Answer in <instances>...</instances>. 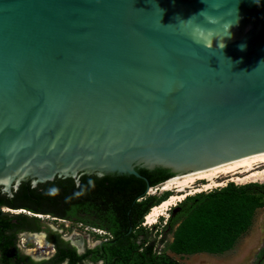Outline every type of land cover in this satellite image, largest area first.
I'll return each mask as SVG.
<instances>
[{
  "label": "water",
  "instance_id": "water-1",
  "mask_svg": "<svg viewBox=\"0 0 264 264\" xmlns=\"http://www.w3.org/2000/svg\"><path fill=\"white\" fill-rule=\"evenodd\" d=\"M261 154L264 0H0L3 192Z\"/></svg>",
  "mask_w": 264,
  "mask_h": 264
},
{
  "label": "trees",
  "instance_id": "trees-1",
  "mask_svg": "<svg viewBox=\"0 0 264 264\" xmlns=\"http://www.w3.org/2000/svg\"><path fill=\"white\" fill-rule=\"evenodd\" d=\"M136 169L143 177H57L37 186L23 181L12 189V195L0 186V264H183L169 253L156 251L143 226L151 209L172 194L168 190L160 197L150 195L148 187L163 184L175 173L164 167ZM263 189L264 183L238 186L231 182L208 193L186 197L185 201H196L177 223L172 249L180 254H219L230 250L251 225L255 211L264 205ZM4 205L33 215L4 212ZM38 215L102 229L110 237L80 252L60 234L49 230L47 240L56 251L52 257L36 261L18 248L17 239L21 231L41 230Z\"/></svg>",
  "mask_w": 264,
  "mask_h": 264
},
{
  "label": "rangeland",
  "instance_id": "rangeland-1",
  "mask_svg": "<svg viewBox=\"0 0 264 264\" xmlns=\"http://www.w3.org/2000/svg\"><path fill=\"white\" fill-rule=\"evenodd\" d=\"M258 167L263 169L264 164L259 163ZM239 175L242 174L240 173ZM235 178V175L232 173L221 175L217 180L223 182L222 185L198 192H192L196 188H201L206 182V180H199L187 188L188 192L184 199L176 201L177 203L175 202V205H171L164 211L165 213L161 215V219H159V216L154 223L148 224L145 218L143 226L148 234L149 241H154L156 251L169 253L183 264H264V205L255 211L251 225L238 237L234 246L226 252L219 254L206 252L180 254L176 253L171 247L177 223L183 218V213L187 212L196 201V199L185 201L186 197H194L197 194L208 193L211 190L222 188L231 182L238 186L251 183H264V180L248 179L237 181ZM165 191L166 190H162V184H160L149 188L147 194L160 197ZM169 191H171L172 194L176 193L173 189ZM5 210V212L13 214L24 213L30 216L33 215L23 209L17 211L5 208ZM38 216H40L39 218L41 220V230L37 233L43 235V239L46 242L44 246H40L41 244L35 236V232L21 233L18 240V245L22 252L29 254L37 260L47 258L54 252L53 245L47 240V233L49 230L60 234L63 239L72 243L80 252H83L86 248H92L110 237L108 232L82 223L57 219L49 215Z\"/></svg>",
  "mask_w": 264,
  "mask_h": 264
},
{
  "label": "bare ground",
  "instance_id": "bare-ground-1",
  "mask_svg": "<svg viewBox=\"0 0 264 264\" xmlns=\"http://www.w3.org/2000/svg\"><path fill=\"white\" fill-rule=\"evenodd\" d=\"M259 163L264 164V154L244 156L206 169H200L183 175H178L167 180L164 184H162V190L168 191L173 189L176 193L171 194L168 199L162 201L159 205L154 206L146 215V222L148 224L154 223L157 220V217L165 213L164 211L171 205H175L176 201L184 199L186 193L188 192L187 188L199 180H206V182L201 186V188H196L192 192L218 187L222 185L223 182L217 180V178L221 175L230 173L235 175V179L237 181H244L248 179L264 180V168L261 169V167H258ZM240 173L242 175H239ZM1 181L8 183L9 179H1ZM35 236L40 242V246L43 247L46 243L43 239V235L36 234Z\"/></svg>",
  "mask_w": 264,
  "mask_h": 264
},
{
  "label": "flooded vegetation",
  "instance_id": "flooded-vegetation-1",
  "mask_svg": "<svg viewBox=\"0 0 264 264\" xmlns=\"http://www.w3.org/2000/svg\"><path fill=\"white\" fill-rule=\"evenodd\" d=\"M11 205H4V206H2L1 207V209L5 212L6 210H5V208H8V209H12V210H17V209H14V208H12V207H10ZM20 210V209H19ZM18 211V210H17ZM25 232H35V234H38L36 231H26V230H24V231H21V232H19L18 233V239H17V246H18V248L20 249V247H19V245H18V240H19V235L21 234V233H25ZM102 242V241H101ZM100 242V243H101ZM51 243V242H50ZM99 243V244H100ZM52 245H53V248H54V252H53V254L51 255V256H49V257H47V258H43V259H48V258H50V257H52L53 255H54V253H55V246H54V244L53 243H51ZM95 247V246H94ZM21 250V249H20ZM22 251V250H21ZM24 253V252H23ZM26 254V253H25ZM27 255H29V254H27ZM30 256V255H29ZM32 259H34L32 256H30ZM43 259H39V260H37V259H34V260H36V261H40V260H43ZM98 264H102V261L101 262H99Z\"/></svg>",
  "mask_w": 264,
  "mask_h": 264
},
{
  "label": "clouds",
  "instance_id": "clouds-1",
  "mask_svg": "<svg viewBox=\"0 0 264 264\" xmlns=\"http://www.w3.org/2000/svg\"><path fill=\"white\" fill-rule=\"evenodd\" d=\"M223 47H224V44H223ZM223 47H222V48H223ZM240 47H241V49H243V47H244V46H243V45H241Z\"/></svg>",
  "mask_w": 264,
  "mask_h": 264
}]
</instances>
